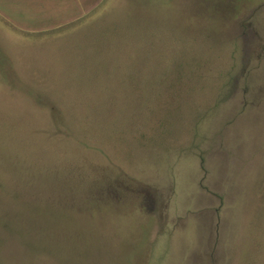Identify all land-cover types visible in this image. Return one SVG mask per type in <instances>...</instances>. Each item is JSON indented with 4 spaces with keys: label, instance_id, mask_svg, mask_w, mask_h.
I'll return each mask as SVG.
<instances>
[{
    "label": "rangeland",
    "instance_id": "1",
    "mask_svg": "<svg viewBox=\"0 0 264 264\" xmlns=\"http://www.w3.org/2000/svg\"><path fill=\"white\" fill-rule=\"evenodd\" d=\"M30 37L0 69V264H264V0Z\"/></svg>",
    "mask_w": 264,
    "mask_h": 264
},
{
    "label": "crops",
    "instance_id": "2",
    "mask_svg": "<svg viewBox=\"0 0 264 264\" xmlns=\"http://www.w3.org/2000/svg\"><path fill=\"white\" fill-rule=\"evenodd\" d=\"M102 0H0V69H17L16 43L73 22ZM13 51L10 49V45ZM9 52V53H8ZM12 55V57H11Z\"/></svg>",
    "mask_w": 264,
    "mask_h": 264
}]
</instances>
